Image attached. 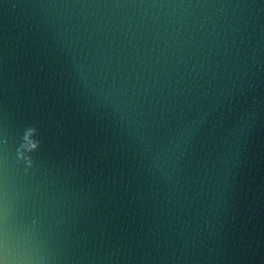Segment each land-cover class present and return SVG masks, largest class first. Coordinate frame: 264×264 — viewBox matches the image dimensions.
<instances>
[{
    "label": "water",
    "instance_id": "water-1",
    "mask_svg": "<svg viewBox=\"0 0 264 264\" xmlns=\"http://www.w3.org/2000/svg\"><path fill=\"white\" fill-rule=\"evenodd\" d=\"M0 264H264V0H0Z\"/></svg>",
    "mask_w": 264,
    "mask_h": 264
}]
</instances>
